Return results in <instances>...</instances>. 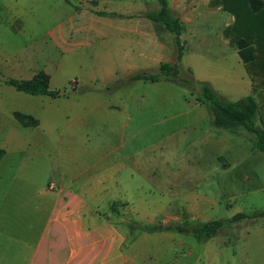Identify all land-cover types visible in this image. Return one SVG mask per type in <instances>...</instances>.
I'll use <instances>...</instances> for the list:
<instances>
[{
    "label": "crops",
    "instance_id": "1",
    "mask_svg": "<svg viewBox=\"0 0 264 264\" xmlns=\"http://www.w3.org/2000/svg\"><path fill=\"white\" fill-rule=\"evenodd\" d=\"M78 1L82 7L69 11L63 18L56 32V42L71 52H77L79 46L84 48L82 55L91 58L95 65L90 78L96 84L117 76L126 78L145 66L175 61L174 32L161 21L136 15L158 9V0ZM261 1L263 7L255 12L262 13L254 20L264 21V0ZM167 2L171 12L179 17L182 29H190V33L200 23L201 13L205 14L206 21L218 19L225 4V0ZM180 38L185 46L183 30ZM233 39L236 40V35ZM233 45L238 53L235 42ZM25 55L18 51L13 57L15 63L7 69L9 77L26 79L38 71H45L49 74L50 86V71L36 68V62L27 60ZM183 57L184 54L181 59ZM246 69L249 94L258 104L254 122L264 127V80L260 72H253L247 65ZM216 70L212 65L201 74H194L196 79L208 82L222 97L220 86L232 88L236 79L222 69L219 73ZM158 81L161 80L151 82ZM75 83L66 89V94L59 96L22 91L29 94L19 96L25 99L22 102H35L40 106L39 113L35 108L29 111L23 106L8 110V117L15 118L9 140L16 143L10 147L0 145L4 150L0 158V264H179L182 257L185 264H248L252 258H255V264H264V216L226 223L213 236L198 240L197 246L183 238L182 235L188 232L138 227L133 230L131 228L136 224L120 222L114 217V203L130 206L127 185L132 184L135 192L140 191L134 177L144 162L137 155L132 165L129 164L130 149L123 140L129 131L131 115L128 109H133L135 118L138 117L134 105L138 98L125 97L126 110H122L118 101L89 94L94 88L79 93ZM46 96L54 100L49 101ZM118 99L120 97H116ZM196 100L198 104L203 103ZM85 104L91 105L85 107ZM67 105L72 109L70 113L62 110ZM15 111L33 116L37 123L20 122ZM212 119L213 115L211 125L215 126ZM1 120L0 124L4 125ZM132 126L131 130L139 129L134 128L138 123ZM226 129L235 133L238 126L233 130ZM252 139L250 174L259 189L262 185L259 186L261 178L256 168L260 164L264 173V152L251 147ZM131 152L136 155L141 151L134 148ZM8 153L16 161L6 168L3 163ZM134 198L146 197L137 193ZM206 201L187 203L182 211V215L188 216L187 223L177 214L163 217L162 222L190 225L204 221ZM130 208L136 214L135 218L144 223H155L156 220L146 217L139 207L131 205ZM263 208L264 205L254 204V210ZM181 244L185 251L180 258L175 249Z\"/></svg>",
    "mask_w": 264,
    "mask_h": 264
},
{
    "label": "rangeland",
    "instance_id": "2",
    "mask_svg": "<svg viewBox=\"0 0 264 264\" xmlns=\"http://www.w3.org/2000/svg\"><path fill=\"white\" fill-rule=\"evenodd\" d=\"M229 5L241 12V17L251 12L248 0H225L218 19L206 21L205 14L201 13L200 23L192 33L185 27L182 29L186 38L184 57L177 65L180 77L196 78L195 72L201 74L207 66L212 65L217 69L216 73L220 69L229 73L236 79L234 86L228 89L220 86L219 91L224 99L234 100L251 92L246 74L247 64L241 61L233 45V35L242 34V30L235 28L236 13L234 15ZM79 7H82V3L78 0H0V116L3 114L0 118L4 123L0 124V145L10 147L16 143L9 140V132L15 127V118L8 117L10 108L23 106L29 111L34 108L37 113L40 111V106L35 102H22L25 99L19 98L22 94H29L1 81L10 76L7 69L15 63L13 57L21 51L26 54L27 60L36 62V68L50 71L51 88L68 90L76 81L79 93L94 88L89 94L118 101L122 110H126L125 97L138 98L134 104L139 112L138 117L135 118L133 109H128L131 115L128 119L129 131L123 140L130 149L129 164L132 165L137 155L144 162L143 168L139 167L134 177L140 191L135 192L133 185L129 184L127 196L130 206L145 211L146 217L158 222L163 217L177 214L187 223L188 216L182 215V211L190 201L207 200L206 220L227 218L236 211L250 212L254 210V204L264 205V173L261 165L256 169L262 188H257L258 183L250 174L253 167L249 158L250 139L254 133L243 126H238L237 131L231 133L226 128L211 125L212 112L208 105L204 102L198 104L196 92L176 80L163 81L160 78L161 81L151 82L139 79L124 83L125 77L122 75L96 84L90 78L95 65L91 58L82 55L84 48L79 46L77 52H71L56 42L61 21L69 11ZM252 14L254 18L257 17L255 12ZM247 15L244 21L251 20L249 13ZM157 68V65L145 66L136 71H156ZM116 97L120 99L116 100ZM45 98L54 100L50 96ZM89 105L85 104V107ZM62 110L70 113L72 109L67 105ZM136 122L138 126L134 128L139 129L131 130ZM134 148L141 152L134 155L131 152ZM10 154L6 155L3 163L6 168L16 161ZM137 193L146 198H134ZM130 206L114 203L112 213L120 222L124 220L137 225L131 229H140L143 222L135 218L136 214L132 213ZM182 236L186 242H193L196 246L199 244L191 233ZM184 251L183 244L176 245L177 257L181 258ZM179 264H185L183 257ZM248 264H255V258Z\"/></svg>",
    "mask_w": 264,
    "mask_h": 264
},
{
    "label": "trees",
    "instance_id": "3",
    "mask_svg": "<svg viewBox=\"0 0 264 264\" xmlns=\"http://www.w3.org/2000/svg\"><path fill=\"white\" fill-rule=\"evenodd\" d=\"M158 2V9L145 11L136 15L145 16L155 21H161L165 27L174 32L177 48L175 61L161 62L156 71L141 70L131 73L124 78V83L136 79L157 81L160 78L181 82L190 90L196 92L198 100L208 105L213 115L212 122L216 127L228 128L230 130H233L236 126L245 127L248 131L255 134V138L251 140V147L264 152V127L258 126L254 122L258 104L253 95L247 94L235 100H226L222 98L208 82L198 80L193 76H178L177 63L182 57L184 48V43L180 38L182 24L179 17L171 12L167 0H158ZM248 2L251 12H247L243 17L240 15L241 12L234 7L231 8V5H229L234 15L236 13L234 18L235 28L242 30V34L236 35L235 44L242 61L246 63L248 68L253 70V72H260L262 74V80H264V21L254 20V16H252V13L263 7V2L261 0H248ZM99 12L117 14L115 12ZM248 13L251 20L244 21L243 18L248 16ZM258 13L262 12H255L256 18L260 16ZM2 81L14 86L17 90L32 94H46L50 96L66 94V89H54L49 86V74L45 71H38L31 78L22 79L8 77L3 78ZM14 115L24 124L33 125L37 123V119L29 114L15 111ZM3 153L4 150L0 148V158ZM260 216H264V208L255 209L250 212L237 211L227 219L211 218L204 221H197L190 225L175 221H168L166 223L158 221L152 224L143 222L142 228L147 230L171 229L180 232H188L193 234L198 240H205L216 234L226 223L242 219H253Z\"/></svg>",
    "mask_w": 264,
    "mask_h": 264
},
{
    "label": "built area",
    "instance_id": "4",
    "mask_svg": "<svg viewBox=\"0 0 264 264\" xmlns=\"http://www.w3.org/2000/svg\"><path fill=\"white\" fill-rule=\"evenodd\" d=\"M50 185H52V183Z\"/></svg>",
    "mask_w": 264,
    "mask_h": 264
}]
</instances>
